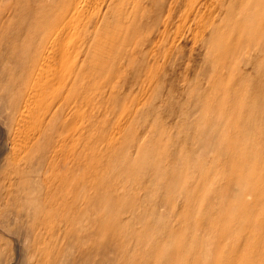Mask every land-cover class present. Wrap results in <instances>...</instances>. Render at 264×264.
I'll return each mask as SVG.
<instances>
[{
  "label": "rangeland",
  "instance_id": "1",
  "mask_svg": "<svg viewBox=\"0 0 264 264\" xmlns=\"http://www.w3.org/2000/svg\"><path fill=\"white\" fill-rule=\"evenodd\" d=\"M73 1L0 0V264H264V0L107 1L83 115L50 97L21 132Z\"/></svg>",
  "mask_w": 264,
  "mask_h": 264
},
{
  "label": "bare ground",
  "instance_id": "2",
  "mask_svg": "<svg viewBox=\"0 0 264 264\" xmlns=\"http://www.w3.org/2000/svg\"><path fill=\"white\" fill-rule=\"evenodd\" d=\"M89 0H85V3H82V0H74L73 2L68 3L66 11L63 12V17L62 20L60 21V23L58 24V27L56 29H54V33L48 43V46L46 47V49L44 50V55L41 58L40 62L37 64L36 69L33 70L32 73V81L30 84V91L27 95V99H26V104H24V109L22 110L23 113L20 116V118H18L19 120V125L18 127L16 126V128H18L20 131V127L23 126L24 124H26L25 126H27L28 121L30 120V123H32V125H37L39 127V129H36L37 131L39 130V136L41 135V133L44 131V125L45 123V117H42L40 114H38L40 111V108L43 107V105H45L47 103V101L49 100L50 97H59L60 100L64 101V108L66 109V113L63 116L64 120L68 121L70 120L71 116L76 114H80V99L82 98L81 94H76L75 90L77 89V80H76V76L79 72V68H80V56L81 54L84 52L85 53V49H86V45H87V41L89 40V31L88 28L92 27V31L91 33H95L96 29H97V25L100 22L101 19V10L102 8H104L106 6L107 1H111V0H103L100 3H98L100 5V7L98 8V11L95 12H91V11H85L86 13H88L87 18L85 19L82 15L83 13V8H87L86 2ZM99 1V0H98ZM89 2H92L89 1ZM93 2H95L93 0ZM93 4V3H92ZM91 5V4H90ZM89 5V6H90ZM92 6V5H91ZM90 6V7H91ZM94 6V5H93ZM94 8V7H93ZM107 10V9H106ZM90 13V15H89ZM104 13V12H103ZM171 13V11H170ZM105 15V14H104ZM105 17V16H104ZM200 21V20H199ZM76 23V31L74 32L75 37H77L78 39L73 40L72 37L69 36H65V33L67 32V30L69 29V27H71L73 24ZM99 29V28H98ZM88 31L87 34H85ZM98 31V30H97ZM100 32V31H98ZM96 34V33H95ZM199 34V33H198ZM199 36V35H198ZM48 40V39H47ZM83 40H86V42L84 43ZM46 43V42H45ZM78 47L79 48V53L78 56L75 57L73 59V56H75L74 52V48ZM88 48V47H87ZM73 51V56L71 55ZM87 51V50H86ZM42 52V51H41ZM42 54V53H41ZM77 55V54H76ZM246 55V54H245ZM40 57V56H39ZM39 59V58H38ZM38 62V61H37ZM36 62V63H37ZM89 62V60H88ZM87 63V62H86ZM113 65V64H112ZM103 67V66H102ZM108 68V67H107ZM119 68V67H118ZM115 69V68H114ZM110 71V70H109ZM119 72V71H118ZM110 73V72H109ZM112 73V72H111ZM80 74V73H79ZM107 74V73H106ZM105 74V75H106ZM82 75V74H81ZM110 75V74H109ZM94 76V75H93ZM93 78V77H92ZM94 79V78H93ZM115 82V81H114ZM113 82V83H114ZM116 83V82H115ZM28 92V91H27ZM26 93V92H25ZM115 93V92H113ZM112 93V94H113ZM114 95V94H113ZM23 100V99H22ZM73 100V104L69 107V103ZM52 102V101H51ZM59 102V101H58ZM105 102V98L104 101ZM109 104V103H108ZM83 105V104H82ZM57 106V105H56ZM88 105H86L85 107H87ZM45 107V106H44ZM52 107V106H51ZM61 107V106H60ZM84 107V106H83ZM62 108V107H61ZM89 108V107H88ZM50 109V108H49ZM58 109V108H57ZM83 109V108H82ZM20 110H21V106H20ZM43 111V109H41ZM21 111V112H22ZM98 111V110H97ZM83 112V111H82ZM86 112V111H84ZM43 113H45V111H43ZM48 113V112H47ZM57 113V112H56ZM60 113V110H59ZM63 113V112H62ZM74 113V114H73ZM100 113V112H99ZM19 114V113H18ZM55 114V113H54ZM53 114V118L54 116H56V114ZM82 114V113H81ZM86 114V113H85ZM84 114V115H85ZM83 115V114H82ZM92 116L94 115V112H92L91 114ZM60 116V115H59ZM59 116L57 115L59 120ZM111 116V115H110ZM15 117H17L15 115ZM50 118V117H49ZM53 118L50 120V123H53L52 120ZM85 118V116H84ZM15 119V118H14ZM17 119V118H16ZM78 119V118H77ZM92 119V118H90ZM97 119V118H96ZM57 120V121H58ZM17 121V120H16ZM73 121V119H72ZM71 121V122H72ZM81 121H83L81 119ZM93 121V120H92ZM27 122V123H26ZM75 122V121H73ZM88 122V121H87ZM86 122V123H87ZM90 122V121H89ZM28 123V124H30ZM57 123V122H56ZM70 123V122H69ZM83 123V122H82ZM81 123V124H82ZM16 124V122H15ZM48 124V123H47ZM71 124V123H70ZM78 124V123H77ZM17 125V124H16ZM21 125V126H20ZM34 125V127H36ZM52 125V124H51ZM76 125V124H75ZM80 125V124H79ZM78 125V128H79ZM84 125V124H83ZM88 125V124H87ZM31 124L28 126V130L30 128ZM50 126V124H48V127ZM56 126V125H55ZM58 126V125H57ZM67 126V124H66ZM73 126V125H72ZM71 126V127H72ZM34 127L32 126V128H30V132L31 129L33 130ZM64 127V125H63ZM69 127V126H68ZM83 126H80V128ZM88 127V126H87ZM86 127V128H87ZM23 128V127H22ZM26 128V127H25ZM70 128V127H69ZM24 129V128H23ZM50 129V127H49ZM83 129V128H82ZM18 130V131H19ZM27 129H24V131H26ZM27 130V131H28ZM35 130V131H36ZM54 130V129H53ZM58 130V129H57ZM67 130V129H66ZM69 130V129H68ZM23 131V130H22ZM21 131V132H22ZM23 131V132H24ZM26 133H29L27 132ZM34 131V130H33ZM32 131V132H33ZM56 131V130H55ZM72 131V130H71ZM81 131V130H80ZM32 132L30 134H32ZM75 131H73L74 133ZM77 132V131H76ZM19 134V132H17ZM16 133V136H17ZM25 133V134H26ZM34 133V132H33ZM72 133V134H73ZM81 133V132H80ZM43 134V133H42ZM56 134V133H55ZM70 134V135H72ZM83 134V132H82ZM85 134V133H84ZM15 135V134H14ZM21 135V133H20ZM35 135V134H34ZM80 135V134H79ZM19 136V135H18ZM24 136V135H23ZM26 136V135H25ZM25 136L23 138H25ZM36 136V135H35ZM44 136V135H43ZM57 136V135H56ZM13 137V136H12ZM15 137V136H14ZM32 137V136H30ZM51 137V136H50ZM55 137V136H54ZM22 138V137H21ZM26 138H29L28 136ZM35 138V137H34ZM71 138V137H70ZM82 138V137H81ZM15 139V142H13L12 144V148H13V154H12V159L16 156L15 154L18 152H15V150L17 151V141L18 143L20 141H23V139H20V137L18 138H13V140ZM20 139V141H19ZM26 140V139H25ZM31 140V139H30ZM30 140L28 139V143L27 141H23L24 144L27 143V145H29ZM50 140V139H49ZM58 140V139H57ZM53 141V139H52ZM77 141L80 142V136L77 138ZM22 143V142H21ZM24 144H21L22 147L24 146ZM51 144V143H49ZM56 144V142H55ZM20 145V144H19ZM81 144H79L80 146ZM18 146V145H17ZM43 146V145H42ZM41 146V147H42ZM21 147V146H20ZM33 147V145H32ZM39 148V147H38ZM76 148V147H75ZM80 147H78L79 149ZM20 149V148H19ZM27 148H25L26 150ZM53 149V148H52ZM77 149V148H76ZM75 149V150H76ZM22 150V149H21ZM40 150V149H39ZM60 150V149H59ZM74 150V151H75ZM20 151V150H19ZM38 151V150H37ZM53 151V150H52ZM79 152V151H78ZM48 153V152H47ZM20 154V153H18ZM32 155V154H31ZM50 155V154H49ZM48 155V156H49ZM18 156V155H17ZM16 156V157H17ZM46 158V157H45ZM43 158V159H45ZM27 159V158H26ZM53 160V159H52ZM43 161V160H42ZM78 161V160H77ZM14 162V161H13ZM36 162V161H35ZM51 162V160H50ZM73 162V161H72ZM76 162V161H75ZM65 163V162H64ZM68 163V161H67ZM49 164V163H48ZM71 164V163H70ZM43 165V164H42ZM62 165V164H61ZM64 165V164H63ZM53 166V165H52ZM50 166V167H52ZM66 166V163H65ZM71 166V165H69ZM74 166V165H73ZM63 166H61L62 168ZM68 167V166H67ZM66 167V168H67ZM65 169V168H64ZM63 169V170H64ZM69 169V168H68ZM50 170V169H49ZM62 170V171H63ZM66 171V170H65ZM62 173V172H61ZM60 175V173H58ZM59 177V176H57ZM61 177V176H60ZM56 178V177H55ZM55 180V179H54ZM48 181V180H47ZM55 183V182H54ZM54 183L52 184V187H54ZM47 186V185H46ZM45 201V200H44Z\"/></svg>",
  "mask_w": 264,
  "mask_h": 264
}]
</instances>
